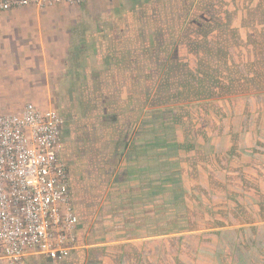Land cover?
<instances>
[{"label": "crops", "instance_id": "1", "mask_svg": "<svg viewBox=\"0 0 264 264\" xmlns=\"http://www.w3.org/2000/svg\"><path fill=\"white\" fill-rule=\"evenodd\" d=\"M137 1L141 0H134ZM202 1H206L204 4L210 3V0H191L185 7L183 0H178L177 16L182 17L183 28L189 19L193 20L196 15L193 8ZM218 1L215 3L217 16L228 9L231 13L240 14L236 26L238 35L249 37L256 34L264 37V0ZM159 2L167 10L166 0ZM106 3V0H84L76 6L62 3L43 9L25 6L0 11V113L16 111L25 101L79 99V95H88L86 98L89 101L103 99L108 95L98 93L100 97H95L88 85L104 84L106 80L100 70L106 67L114 70L125 68L122 77L120 72L112 77H115L114 84L128 85L125 91L120 92V107L116 111L120 123L127 119V140L98 142L92 138L94 135L88 127L96 126L97 113L84 115V109V116H80L84 119L78 121V131L76 128L73 130V127L62 126L60 157L66 165L73 209L79 221V247L61 262L79 257L82 250L80 243L84 242L83 248L96 247L88 263L147 264L148 93L146 86L142 92L140 87L136 90L131 85L147 83L148 58L155 60L154 52L159 47L165 51L163 60L166 63L169 60L166 52L170 50L177 55L183 54L179 57L187 65L192 64L187 58L196 57L188 50L187 44H173V41L167 40L168 30L162 38L160 33L169 24L164 12L153 11V19H138L143 15L148 16V13L122 12L120 7H105ZM250 8L260 13L258 27L249 20H243L249 18ZM188 25L191 27L194 24ZM173 26L180 28L173 23L168 28ZM148 31L154 32L155 39L150 40L151 43L146 36ZM207 48L206 51L213 56L218 50H225V46L215 44ZM238 49L239 53L232 49L230 64L214 58L202 59V66L208 69L231 66L247 68L250 63V66H264V42L255 44L248 40ZM138 53H143L144 59L138 60ZM122 58L125 64H120ZM212 61L213 64H210ZM186 68L184 65L185 71ZM263 87L264 83L258 81L256 91L233 95L232 101H227L219 110L218 118L213 117L216 114L212 110L206 113L200 111L204 112L201 115L202 123L192 127L195 137L186 136L191 147L185 145L186 140L175 142L177 148L183 147L177 149L176 154L181 173L178 178L181 181L193 178L190 176L193 170L198 180L207 176V180L211 181L210 191L218 193L217 196H225L216 209L225 211L224 219L228 220V225L214 227L210 216L207 225L212 229H225L232 236H240L239 250L228 255L230 261H235L233 264L238 261L240 264H264ZM60 88L62 91H59ZM124 101H127V105ZM108 119V115L104 114V123ZM212 130L214 136L209 134ZM186 171L188 173L185 174ZM202 171L204 174L201 176ZM111 188L112 207L115 208L112 219L98 214L110 208L105 199ZM198 197L197 203L202 206L201 193ZM211 203L206 207L211 208ZM193 209L192 218L198 221L194 226L199 228L200 219L195 214L197 211L200 213V209L198 207L197 210L196 206ZM96 216L101 219L100 226L104 227L101 238L108 236L110 228L112 235L129 232V236L85 244V237L93 229ZM40 259L46 260L42 256L30 255L22 262L41 264ZM0 264L5 263L0 261Z\"/></svg>", "mask_w": 264, "mask_h": 264}, {"label": "rangeland", "instance_id": "2", "mask_svg": "<svg viewBox=\"0 0 264 264\" xmlns=\"http://www.w3.org/2000/svg\"><path fill=\"white\" fill-rule=\"evenodd\" d=\"M83 1L81 0L75 6L80 5ZM149 1L141 0L136 3L134 0H106L105 7H120L122 12L137 11V13H148V16L143 15L138 19L144 17L153 19V11L157 13L164 12V17L169 21V24H178L180 28L177 29L174 26L168 28V24L166 29L160 33L162 38L164 36L163 33L168 30L166 39H169L170 42L173 41V44H187L188 50H191L196 58H187L186 60L192 63L187 65L179 57L183 54L177 55L176 52L174 53L170 50L166 52V56H169V60L167 59L166 63L164 62L166 60H163L165 51H162L161 47H159L154 52L155 60L151 61L152 59L148 58L147 83L131 85L136 90L140 87L142 92H144V87L146 86L148 93V143L150 144L148 145V259L145 260L147 264H233L235 261H230L228 255L239 250L241 245L240 236H232L225 229H212L211 226L207 225L211 212L217 210L220 200L225 198V196L221 197L218 195V197V193L210 191L211 181L207 180V176H203L202 179L198 180L193 170H191L190 175L193 178H186L183 181L178 178L181 173L176 154L178 153L177 149L183 147L177 148L175 142L186 140L185 145L190 148L191 143L187 142L189 138L186 136L195 137L192 127L194 124L202 123L201 115L204 112L200 111H205L206 113L207 110H212L216 114L213 117L218 118L219 110L225 106L227 101L228 103L232 101L233 95L254 92L258 81L264 83V66H250V63L244 71L240 66L210 67L208 69V67L202 66L201 60L217 58L223 63L230 64L232 63V57H230V54L233 53L232 49H235V53H239L238 47L241 44L247 43L248 40H250V43L253 42L255 44L264 42L262 41L264 37L256 34L249 37L238 35L236 26L239 24L238 18L240 14L231 13L228 9L217 16L216 12L218 10L215 8V3L218 0L214 2L210 0V3L208 1L206 4L203 3L206 1H202L200 4L197 3L195 8H193L196 15L193 16V20L189 19L187 21L188 24L193 23L194 25L190 27L185 23L184 28L181 21L182 17L177 16L176 4L178 0H166V3H168L167 10L161 7L159 0ZM190 2L191 0H183V5L186 7ZM259 16L260 13L250 8L249 18L245 17L243 20H246L245 22L249 20L255 23V27H258ZM179 33L181 34L178 35ZM146 36H148L149 43H151L150 40L155 39L153 31H148ZM211 44L223 45L225 50H218L216 56H213L206 51ZM142 55L144 54H137L138 60L140 58L144 59ZM258 63L261 62L259 61ZM120 64H125L124 58L121 59ZM210 64H213V61ZM184 65L188 67L186 71L183 69ZM124 70V67L117 70L106 67L100 70L103 72L105 83L88 85L94 96L98 95L100 97V93L108 95L107 97L104 96L103 99L89 101L86 98L88 95H79V99L37 100L34 102L25 101V103L32 102L43 106H51L62 115L65 128L73 127V130L76 128L77 131L78 121L84 119L82 117L85 114L96 112V126L88 127L90 133L94 135L92 138L98 142L120 139L124 142L129 135L126 129L127 119L120 123L116 111L120 107L118 106L121 99L120 92L125 91L128 85L114 84L115 77H112L118 72H120L122 77ZM199 74H202V78L205 80L200 81L198 78ZM217 77L221 79L220 84L214 88L209 87L207 80L211 81ZM139 81L140 78H138ZM244 82L247 83L245 84ZM75 86H79V84ZM59 91H62V89L60 88ZM123 97H126L125 92ZM143 100L144 97L141 98L142 102ZM124 103L126 104L127 101H124ZM141 105L144 106V104ZM83 109L84 115L82 116ZM104 114L108 115L109 118L105 123L103 121ZM81 133L84 134L83 132ZM202 133L204 135L208 134L206 132ZM209 134L214 136V130L209 132ZM186 173L188 172L186 171ZM202 174H204L203 171L200 172L201 176ZM111 193L112 188L105 199L110 208L102 210L98 214L112 219L115 208L112 207L113 197ZM199 193L202 196L200 197V199L202 198V206L197 203L199 201ZM214 194L216 195L214 196ZM209 199L212 202L211 208L206 207V205L210 204ZM194 206L197 207V210L198 207L200 209V213L197 211L200 217L195 214L200 219L201 226L199 228L194 226L198 221L192 218ZM99 221L101 219L96 216L93 229L85 237V244H96L101 239L114 240L113 238L119 239L129 236V232L125 235H119V232L112 235V229L110 228L108 236L101 238L104 227L100 226ZM81 229L80 235L82 234ZM81 236L84 239L83 234ZM83 244L84 242L80 243L82 250L77 258L66 260L67 262L52 261L51 263H48L51 261L49 259H40L41 262L39 263L91 264L88 262L91 261L90 257L96 247L83 248ZM165 245H167L166 249ZM209 253L212 254L211 257ZM188 258L191 259L192 263H190ZM20 264H23V262ZM236 264H240V262L238 261Z\"/></svg>", "mask_w": 264, "mask_h": 264}, {"label": "built area", "instance_id": "3", "mask_svg": "<svg viewBox=\"0 0 264 264\" xmlns=\"http://www.w3.org/2000/svg\"><path fill=\"white\" fill-rule=\"evenodd\" d=\"M81 0H0V11L17 7L75 5ZM62 115L32 102L0 113V261L20 264L30 255L54 262L78 246L62 149Z\"/></svg>", "mask_w": 264, "mask_h": 264}, {"label": "trees", "instance_id": "4", "mask_svg": "<svg viewBox=\"0 0 264 264\" xmlns=\"http://www.w3.org/2000/svg\"><path fill=\"white\" fill-rule=\"evenodd\" d=\"M241 69H243V71H244V69L245 68H241ZM199 78V80L200 81H203V80H205L204 78H202L201 76H199L198 77ZM220 82H221V79L219 78V77H217V78H215V79H213V80H207V84H209V87H216V85L218 86L219 84H220ZM172 113H174V112H172ZM177 113V112H176ZM174 117V119H175V115L173 116ZM191 151V150H190ZM216 212V214H214ZM212 211L211 212V214H210V219H211V222L213 223V226L215 227V226H225V225H228L227 223V221L228 220H225L224 219V214H226V213H224L223 211ZM238 215H240V212H239V210H238ZM212 214H214V215H212ZM227 214H229V213H227ZM212 216V217H211ZM167 245H165V249L167 248L166 247ZM190 263H192V261L190 260Z\"/></svg>", "mask_w": 264, "mask_h": 264}]
</instances>
